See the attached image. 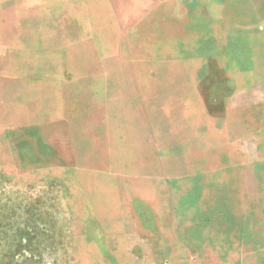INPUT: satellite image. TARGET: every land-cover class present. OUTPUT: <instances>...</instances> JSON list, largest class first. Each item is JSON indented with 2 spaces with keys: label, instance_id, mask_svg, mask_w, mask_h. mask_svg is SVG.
<instances>
[{
  "label": "rangeland",
  "instance_id": "374dc122",
  "mask_svg": "<svg viewBox=\"0 0 264 264\" xmlns=\"http://www.w3.org/2000/svg\"><path fill=\"white\" fill-rule=\"evenodd\" d=\"M3 2V29L28 20L50 36L55 57L65 43L71 62L130 82L126 90L146 104L147 144L118 153L107 175H84L85 185L69 169L43 166L45 154L26 169L25 154L0 150V264H264V135L250 133L264 122L234 120L238 112L219 120L224 74L217 57L207 67L202 56V4ZM110 194L120 223L154 221L157 232L102 229Z\"/></svg>",
  "mask_w": 264,
  "mask_h": 264
},
{
  "label": "crops",
  "instance_id": "0c3cea01",
  "mask_svg": "<svg viewBox=\"0 0 264 264\" xmlns=\"http://www.w3.org/2000/svg\"><path fill=\"white\" fill-rule=\"evenodd\" d=\"M198 1L202 4L203 31L198 34L202 56L207 67L217 57L218 70L224 74L219 120L227 122L228 115L238 112L234 120L264 122V94L257 91L264 89V0ZM212 8L217 9L214 18ZM4 21L0 13L1 151L25 154L26 169L41 167L45 154L47 165L43 166L69 169L80 185L87 184L86 174L104 176L118 168V153L141 152L147 144L146 104H141L140 97L135 101L126 90L130 82L112 83L103 74L108 69L71 62L65 43L55 57L50 36L30 31L28 20L14 17L9 29H3ZM244 110H248L245 117ZM132 119L142 121V129L140 124L127 123ZM250 133L258 140L264 135V123ZM111 198L115 197L110 194V226L102 229L157 232L159 225L154 221H137L134 226L120 223L122 213ZM96 208L94 214L100 217L102 212Z\"/></svg>",
  "mask_w": 264,
  "mask_h": 264
}]
</instances>
